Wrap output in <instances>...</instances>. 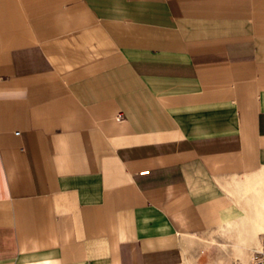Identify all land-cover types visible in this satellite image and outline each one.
I'll use <instances>...</instances> for the list:
<instances>
[{"label":"crops","instance_id":"obj_1","mask_svg":"<svg viewBox=\"0 0 264 264\" xmlns=\"http://www.w3.org/2000/svg\"><path fill=\"white\" fill-rule=\"evenodd\" d=\"M263 170L264 0H0V264H204Z\"/></svg>","mask_w":264,"mask_h":264},{"label":"rangeland","instance_id":"obj_2","mask_svg":"<svg viewBox=\"0 0 264 264\" xmlns=\"http://www.w3.org/2000/svg\"><path fill=\"white\" fill-rule=\"evenodd\" d=\"M250 177V176H249ZM244 181L242 193L243 208L242 216L236 222L222 229L210 232L203 239L209 247L208 254L203 263L206 264H252L251 252L264 238V207L258 204L259 198L264 192V170L258 175L260 177L258 187L254 185L248 189V179ZM249 211L251 213H249ZM236 256L234 252H236Z\"/></svg>","mask_w":264,"mask_h":264},{"label":"built area","instance_id":"obj_3","mask_svg":"<svg viewBox=\"0 0 264 264\" xmlns=\"http://www.w3.org/2000/svg\"><path fill=\"white\" fill-rule=\"evenodd\" d=\"M123 114L120 112L117 114V118H122ZM252 264H264V238H262L260 244L255 246L251 252Z\"/></svg>","mask_w":264,"mask_h":264}]
</instances>
